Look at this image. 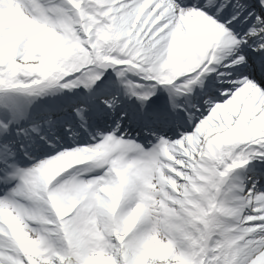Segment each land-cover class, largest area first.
<instances>
[{
  "label": "snow or ice",
  "instance_id": "6c2138e0",
  "mask_svg": "<svg viewBox=\"0 0 264 264\" xmlns=\"http://www.w3.org/2000/svg\"><path fill=\"white\" fill-rule=\"evenodd\" d=\"M0 264H264V0H0Z\"/></svg>",
  "mask_w": 264,
  "mask_h": 264
}]
</instances>
